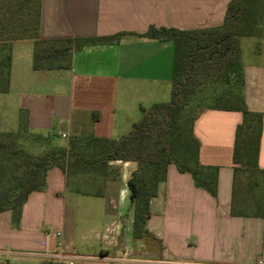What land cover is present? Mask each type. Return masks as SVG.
Segmentation results:
<instances>
[{
    "label": "crops",
    "instance_id": "crops-1",
    "mask_svg": "<svg viewBox=\"0 0 264 264\" xmlns=\"http://www.w3.org/2000/svg\"><path fill=\"white\" fill-rule=\"evenodd\" d=\"M230 1L40 0L43 41L123 36L74 51L67 68L38 70L32 67V42L13 43L8 91L0 93V100L14 98L18 127L23 115L29 134L49 138L48 148L63 150L66 157L70 145L76 149L85 140H118L140 119V108L171 97L173 43L140 35L150 27H218ZM259 29V36L239 39L244 102L249 111L262 114L259 214L251 211L257 190H247L232 161L242 114L207 109L195 120L193 134L200 145L199 163L217 168L215 197L169 165L149 202L148 235L134 238L126 183L135 163L111 162L105 177L88 172L66 175L52 167L46 172L45 188L30 193L24 202L18 228L12 226L9 211L0 213V263H264V15ZM6 131L12 130L0 126V132ZM50 134L66 139V145Z\"/></svg>",
    "mask_w": 264,
    "mask_h": 264
},
{
    "label": "trees",
    "instance_id": "trees-1",
    "mask_svg": "<svg viewBox=\"0 0 264 264\" xmlns=\"http://www.w3.org/2000/svg\"><path fill=\"white\" fill-rule=\"evenodd\" d=\"M39 7L40 0H5L0 6V93L8 91L10 48L15 42H32V67L38 70L67 68L74 51L88 45L110 44L123 36L43 41L39 38ZM263 7L264 0H231L218 27L192 31L150 27L140 35L173 43L171 99L147 109L140 108V119L118 140H85L76 149L70 145L66 157L63 150L48 148L49 138L29 134L21 115L16 136L22 135L23 140L30 139L45 145L46 149L29 155L21 148L10 152L0 144V154L23 160L28 174L12 196L0 200V213L9 211L12 226L18 228L24 202L30 193L45 188L46 172L52 167H58L66 175L88 172L105 177L109 163L133 162L136 170L126 183L133 215L132 236L148 235L145 225L150 216L149 202L157 195L158 185L165 180L169 165L180 173L189 174L195 187L216 196L217 168L199 163L200 145L193 134L197 117L207 109H216L242 114L235 131L232 161L236 177L245 178L247 190H257L252 194L251 211L259 214L262 210L259 187L263 176L258 171L257 158L262 114L249 111L244 102L239 39L259 36ZM208 99V106L198 107Z\"/></svg>",
    "mask_w": 264,
    "mask_h": 264
},
{
    "label": "rangeland",
    "instance_id": "rangeland-1",
    "mask_svg": "<svg viewBox=\"0 0 264 264\" xmlns=\"http://www.w3.org/2000/svg\"><path fill=\"white\" fill-rule=\"evenodd\" d=\"M4 1L0 0V6L4 3ZM25 10L23 11L24 13ZM170 99L171 97L169 96L168 102L170 101ZM1 101L2 100H0V126L7 127L8 129L10 128L12 131L0 132V144L7 147L8 151L10 152L15 151L17 148H21V151L23 153L29 155L42 153L46 149L45 145H39L38 143L31 141L30 139L23 140L22 135L16 136L17 133H19V116L16 112H14V107L16 104L15 99L11 98L9 99V101L4 103ZM209 104V99L203 100L199 103L198 107L205 108ZM51 137L59 145H66V139L52 135ZM0 164V200H2L3 198L12 196L16 186L22 183L28 176V174L25 173L23 167L24 161L11 157L10 154H8V156H3L0 154ZM239 177L240 176L238 175V179ZM250 179L252 180L253 178ZM244 203L247 204L248 200L244 199ZM245 211L250 212L249 209H246Z\"/></svg>",
    "mask_w": 264,
    "mask_h": 264
},
{
    "label": "built area",
    "instance_id": "built-area-1",
    "mask_svg": "<svg viewBox=\"0 0 264 264\" xmlns=\"http://www.w3.org/2000/svg\"><path fill=\"white\" fill-rule=\"evenodd\" d=\"M106 232L109 233L110 230L107 229ZM0 264H2V263H0ZM70 264H71V263H70ZM256 264H264V263H263L262 261H258Z\"/></svg>",
    "mask_w": 264,
    "mask_h": 264
}]
</instances>
